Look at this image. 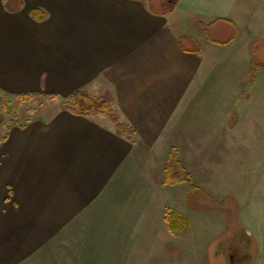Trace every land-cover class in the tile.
Returning <instances> with one entry per match:
<instances>
[{
    "label": "crops",
    "instance_id": "obj_1",
    "mask_svg": "<svg viewBox=\"0 0 264 264\" xmlns=\"http://www.w3.org/2000/svg\"><path fill=\"white\" fill-rule=\"evenodd\" d=\"M263 49L264 0H0V86L54 97L0 143L2 264L88 225L105 204L103 191L132 164L136 145L109 116L62 106L74 91L108 95L119 120L136 129L135 141L144 128L151 131L144 140L156 145L163 128L170 137L162 143L178 145L206 127L186 99L203 93L195 86L246 84ZM213 64L217 74L206 76Z\"/></svg>",
    "mask_w": 264,
    "mask_h": 264
},
{
    "label": "rangeland",
    "instance_id": "obj_2",
    "mask_svg": "<svg viewBox=\"0 0 264 264\" xmlns=\"http://www.w3.org/2000/svg\"><path fill=\"white\" fill-rule=\"evenodd\" d=\"M261 45L258 42L255 49L260 50ZM257 50L246 84L238 79L228 81L236 76L228 79V75H220L228 82H221L219 87L217 82H199L195 90L202 87L203 93L195 92L194 102L192 91L188 94L190 107L194 103L200 109L196 116L206 122L202 124L205 128L193 129L195 139L180 138L178 145H164L162 137H170V130L160 128L154 139L155 142L159 137L160 143L154 145L144 140L151 131L139 130L136 141V135L131 139L136 148L129 157V170L119 174L103 191L105 204L97 206L88 225L75 228L73 236L66 240L63 237L71 234V228L59 232L42 249L10 262L229 264L230 243L243 235L238 249L249 253L248 264H264V49L260 53ZM213 65H209L206 76L217 74V65ZM51 99L43 95H12L0 86V136L6 138L9 127L38 116L46 105H53ZM172 147L191 173L197 187L194 191L188 190L186 182L162 183ZM167 208L188 217L185 232L169 229ZM157 214L158 220H149ZM222 240L225 243H220Z\"/></svg>",
    "mask_w": 264,
    "mask_h": 264
},
{
    "label": "trees",
    "instance_id": "obj_3",
    "mask_svg": "<svg viewBox=\"0 0 264 264\" xmlns=\"http://www.w3.org/2000/svg\"><path fill=\"white\" fill-rule=\"evenodd\" d=\"M22 1H20V5ZM31 14L36 19H41L43 17V10L39 8H34L31 10ZM231 39L227 41L228 42ZM259 40L254 41L253 47H256V44ZM54 98V97H53ZM63 106L70 110L71 112L81 114V115H90L93 113H102L109 116L114 124L115 131L121 136H125L128 139H133L136 134V130L131 125L120 121L118 118L117 111L111 105V98L108 95H102L95 97L91 95L87 90L77 89L74 91L65 101ZM4 139V137L0 136V143ZM188 183L189 190L194 191L197 189L196 185L193 184L192 175L187 170V168L182 164V162L178 159L177 149L172 147L167 160L166 166L164 168L163 180L162 183L165 185H174L179 183ZM165 219L168 224L169 229L175 233L185 232L189 227V219L181 212L176 209L167 208L165 210ZM243 235L240 238L233 239V243H230V247L232 250L229 251V264H248V256L247 251L239 250V243L241 239H243ZM232 238H229L231 240ZM220 243H225L224 240ZM229 246V242H227ZM222 255V254H220Z\"/></svg>",
    "mask_w": 264,
    "mask_h": 264
}]
</instances>
